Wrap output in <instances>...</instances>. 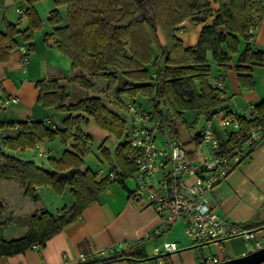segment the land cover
<instances>
[{
    "label": "trees",
    "instance_id": "obj_1",
    "mask_svg": "<svg viewBox=\"0 0 264 264\" xmlns=\"http://www.w3.org/2000/svg\"><path fill=\"white\" fill-rule=\"evenodd\" d=\"M35 1L26 0L28 21L24 29L2 18L0 62L19 47L18 35L22 41L31 42L34 31L41 27L42 21L33 7ZM53 3L47 18L52 30L44 39H52L69 57L70 69L78 70L68 81L92 91L93 78H101L105 90L110 91L122 75L127 81L115 91L124 94L126 100L119 107L125 109L126 101L134 102L157 118L160 129L171 138H176L175 122L185 123L184 111H195L197 119L208 120L217 110L224 109L226 99L221 97V89L208 82L210 59L222 72L233 68L243 87L253 86V66L264 61L263 51L250 44L253 31L264 17L261 0H53ZM61 5L66 8L64 24L58 10ZM186 20L201 25L197 41L191 46H185L178 36ZM233 54L237 57L232 65ZM35 86L39 104L65 114L61 124L51 127L46 120L2 121V130L16 127L15 135L4 134L3 145L9 150H25L56 137L69 145L60 157L47 158L48 168L0 148V180L20 182L23 194L33 200L39 198L37 188L41 186L51 188L55 194L69 187L73 202L56 214L34 211L27 215L28 228L22 236L0 238V256L43 245L95 202L109 181L130 177L137 169L128 142L126 119L107 106L100 95L92 93L68 103V83L44 78L36 81ZM137 96L148 100V109L136 102ZM253 110L252 117L237 116L239 129L221 140L218 154L240 148L250 129L264 126V99ZM83 115L85 122L91 120L116 139L113 156L104 142L99 145V151L107 161L108 171L116 170L118 178L110 180L107 174L99 177L93 168L85 165L84 157L90 151L86 141L91 137L88 134L81 137ZM194 140L199 143V135L195 134ZM5 211V204L0 201V229L5 222ZM114 255L143 258V251L140 247L129 248Z\"/></svg>",
    "mask_w": 264,
    "mask_h": 264
},
{
    "label": "crops",
    "instance_id": "obj_2",
    "mask_svg": "<svg viewBox=\"0 0 264 264\" xmlns=\"http://www.w3.org/2000/svg\"><path fill=\"white\" fill-rule=\"evenodd\" d=\"M261 1L264 7V0ZM8 5L14 7V14L10 9H7ZM26 6V0H0V29H2L3 17L16 24L19 29H24L28 21L25 14ZM33 7L42 21L41 27L34 31L31 42L22 41L18 35L19 47L13 50L5 61L0 62V122L46 120L50 125H59L60 123L54 119V114H51L50 110L53 107L45 108L37 102L36 81L44 78H57L61 84L68 83V103H75L92 93L97 94V92L95 93L97 85L102 88H105L106 85L103 79L93 78V90L89 91L75 82L68 81L69 77L77 73L78 70L70 69L69 57L57 48L52 39H44L45 34L52 30L47 18L49 11L54 8L53 0L49 1L46 16H42L36 2L33 3ZM18 8L24 9V14L19 13ZM58 10L61 15V24L66 23L65 6H58ZM200 28V24H194L188 20L181 24L178 36L185 46L196 43ZM30 43L32 44L31 48H29ZM250 44L254 49H259L264 53V17L259 27L253 31ZM243 47L244 43H241L240 48ZM20 48H24L26 51L23 53ZM24 56L27 58L26 63H23ZM236 57L237 54L232 55V65ZM211 60L208 82L216 86L217 80L222 77L221 97L226 99L224 109L217 111H230L252 117L254 105L264 99V61L253 66V86L243 87L233 68L222 72L217 68L215 61ZM126 81L125 77L119 75L114 88L101 93L110 94L120 89ZM9 96L17 97V101H6ZM119 96L121 100L122 97L126 100L124 94ZM115 107L113 110L119 112V106ZM183 118L184 124L180 121L175 122L176 138L185 146L188 159L198 161L201 151H205V148L200 142L197 143L194 140V135H199L205 119L202 117V121L198 122L199 118H196V112L188 110L183 112ZM197 125L200 126L198 130H196ZM89 127L92 137L100 136L99 143L109 140L110 136L105 131L99 130L100 128L98 129L92 121L87 125V128ZM216 128L221 138L224 139L232 131L222 130L217 124ZM3 132L5 135H15L16 127L4 128ZM157 133H161L162 138L158 139ZM157 133L159 144H163L168 135L162 129H159ZM116 143L115 141L114 147ZM37 144L42 151L47 152V155H39V152L36 154L35 151L33 153V149L30 151L28 148L25 150L7 149V152L35 162L40 157L58 158L67 147L59 155H55L57 149L54 146L48 145L44 141ZM105 146L110 150V147ZM19 154L21 155L19 156ZM43 167L48 168L49 165ZM94 170L99 177H102L103 172L107 174L108 167L103 170L94 168ZM134 187L135 185L125 178L109 181L98 194L95 202L86 207L81 215L51 236L43 245L15 254L0 256V264H128L130 259H134L138 264H154L156 257L152 253V248L155 246L162 248L163 242H174L177 246L176 250L166 254L170 264H197L198 259L203 257L204 253L215 256L221 261L254 250L253 242L247 241L242 236H230L222 240L200 243L193 242L188 237L185 239L177 232V227H185L184 221L175 223L161 234H155L159 217L153 207L144 201H134L129 197ZM209 199L221 219L252 230L264 242V140L215 185ZM7 221L8 218L5 215L4 226L9 224ZM11 235L12 232L5 234L0 231L2 239L9 240ZM109 245H114L115 250L101 254L93 253V251L105 249ZM139 247L142 248L143 258L116 257L114 255V252ZM80 253L89 255L90 259L80 261Z\"/></svg>",
    "mask_w": 264,
    "mask_h": 264
},
{
    "label": "built area",
    "instance_id": "obj_3",
    "mask_svg": "<svg viewBox=\"0 0 264 264\" xmlns=\"http://www.w3.org/2000/svg\"><path fill=\"white\" fill-rule=\"evenodd\" d=\"M17 11L24 14L22 8ZM20 50L23 53L26 51L24 48ZM26 62L27 58L24 56L23 63ZM216 87L223 88L222 77L217 80ZM9 100L17 101V97L9 96L6 101ZM125 110L131 115L128 142L137 164L132 175L135 187L129 197L134 201H144L154 208L159 217L155 234H161L175 223L184 221L185 235L196 243L242 236L253 242L254 249L264 245L252 230L221 219L209 199L215 185L264 140V126L250 129L240 148L218 154L223 138L219 135L216 124L222 130L235 132L239 129L237 116L240 114L224 110L216 112L201 126L200 144L205 151H201L198 161H192L188 159L185 146L177 138L167 136L165 142L159 144L156 133L160 129V123L152 114L141 110L130 100L125 102ZM3 137L4 132L0 128V148L7 150L2 142ZM38 147L36 144L35 148ZM39 155H47V152L39 150ZM107 175L110 180L119 177L116 170L108 171ZM176 249L174 242H163L162 248L153 247L152 253L156 257L154 264H170L166 254ZM113 250L115 246L109 245L93 253ZM89 259V255L79 254L80 261ZM216 262H219L217 257L207 255L198 259L197 264ZM128 264L138 263L130 259Z\"/></svg>",
    "mask_w": 264,
    "mask_h": 264
},
{
    "label": "rangeland",
    "instance_id": "obj_4",
    "mask_svg": "<svg viewBox=\"0 0 264 264\" xmlns=\"http://www.w3.org/2000/svg\"><path fill=\"white\" fill-rule=\"evenodd\" d=\"M49 1L50 0H36V5L39 7V10L42 14V16H46L48 7H49ZM34 2V3H35ZM7 9H10L11 12L14 14V7L11 5H8ZM212 61V60H211ZM214 64V62H212ZM106 87V86H105ZM105 88L100 87L97 85L95 89V93L97 92L98 95H100L107 106H109L111 109L116 108L115 106H119L121 101L125 98L121 97L116 93V91H113L112 93H101L104 92ZM137 103H141L142 107L144 109H148V100L145 97L137 96L136 98ZM119 113L126 119L127 127L131 123V115L122 107H119ZM51 114H54V119L57 120L61 124V120L64 117V113L57 111L55 108H52ZM191 115L189 116L190 119ZM86 115L82 116L81 122H80V131H81V137L82 139L85 137V135H89L91 137L90 141H86L87 145L90 149L89 153L84 157V163L85 165L90 166L91 168H104L108 167L107 161L102 158L100 151H99V143L100 136L94 135L91 136L92 133L90 132V127L87 128V125H89L88 122H85ZM202 121V117H199V121ZM91 122V120L89 121ZM45 123L48 124L47 121ZM96 126V125H95ZM97 127V126H96ZM98 128V127H97ZM200 128L199 125H197L196 130ZM99 129V128H98ZM101 130V129H99ZM158 139L162 138L161 133H157ZM46 144L52 145L57 149V152L55 151V155H59V153L69 145L63 142L56 137L53 140H43ZM116 139L113 136H110L109 140H106L104 145H107L110 147L111 155L113 156V150H114V144ZM30 151L33 149V153L36 152L38 154L40 147L38 148H28ZM35 151V152H34ZM21 154H19L20 156ZM38 165L46 166L48 165L47 158H41L37 159L35 161ZM105 175V172L102 173V176ZM127 181H131L132 185H135V181L133 176L125 178ZM38 196L39 198L37 200H33L32 198L25 196L23 194V186L20 182L9 180V179H2L0 180V201L6 204V211L5 215H7L9 223L7 226H2L0 231L7 234V232H12L11 238L14 239L17 237L22 236L25 231L27 230V225L25 223V219L27 215L31 214L34 211L41 212V211H48L52 214H56L57 210H60L62 207L70 206L73 202V198L70 192L69 187H66L65 190L61 194H55L51 188L47 186H41L37 188ZM180 223V222H179ZM182 223V222H181ZM180 225V224H179ZM178 225V226H179ZM181 226L177 227L178 233L182 235L185 239H188L187 236L183 233L184 228H180ZM207 253H204V256ZM210 254V253H208Z\"/></svg>",
    "mask_w": 264,
    "mask_h": 264
},
{
    "label": "water",
    "instance_id": "obj_5",
    "mask_svg": "<svg viewBox=\"0 0 264 264\" xmlns=\"http://www.w3.org/2000/svg\"><path fill=\"white\" fill-rule=\"evenodd\" d=\"M264 245L238 257L228 258L212 264H262Z\"/></svg>",
    "mask_w": 264,
    "mask_h": 264
}]
</instances>
